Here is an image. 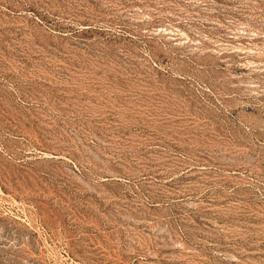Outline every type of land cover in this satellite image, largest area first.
Instances as JSON below:
<instances>
[{
	"label": "rangeland",
	"instance_id": "1",
	"mask_svg": "<svg viewBox=\"0 0 264 264\" xmlns=\"http://www.w3.org/2000/svg\"><path fill=\"white\" fill-rule=\"evenodd\" d=\"M0 264H264V0H0Z\"/></svg>",
	"mask_w": 264,
	"mask_h": 264
}]
</instances>
